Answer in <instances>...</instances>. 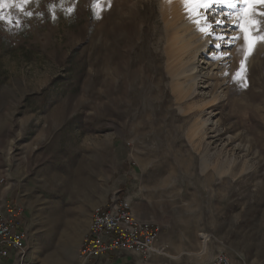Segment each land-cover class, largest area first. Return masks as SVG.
<instances>
[{
    "label": "rangeland",
    "instance_id": "obj_1",
    "mask_svg": "<svg viewBox=\"0 0 264 264\" xmlns=\"http://www.w3.org/2000/svg\"><path fill=\"white\" fill-rule=\"evenodd\" d=\"M192 1L2 9L19 24L0 20V200L20 201L29 236L23 261L0 264H264V75L252 86L247 65L264 50V0ZM141 182L165 253L84 262L74 205L134 202Z\"/></svg>",
    "mask_w": 264,
    "mask_h": 264
},
{
    "label": "built area",
    "instance_id": "obj_2",
    "mask_svg": "<svg viewBox=\"0 0 264 264\" xmlns=\"http://www.w3.org/2000/svg\"><path fill=\"white\" fill-rule=\"evenodd\" d=\"M24 211V206L17 201L0 200V258L25 259L29 235L24 225ZM160 235L158 224L137 215L130 201L116 194L105 205L94 208L89 229L79 246V256L87 262L125 251L149 259L165 253L159 244ZM201 236L209 239L206 234ZM224 262L219 258L216 264Z\"/></svg>",
    "mask_w": 264,
    "mask_h": 264
},
{
    "label": "bare ground",
    "instance_id": "obj_3",
    "mask_svg": "<svg viewBox=\"0 0 264 264\" xmlns=\"http://www.w3.org/2000/svg\"><path fill=\"white\" fill-rule=\"evenodd\" d=\"M171 0H168V2H170ZM172 1H174V3L175 4H177V6H175V4H174V7H179V8H182V7H185L187 4H192L191 3V1L192 0H187V2H185V0H172ZM210 1V0H209ZM217 1V0H216ZM192 2H194V1H192ZM196 3H197V0L195 1ZM200 2V1H199ZM208 2V1H207ZM165 3H167V2H165ZM164 3V4H165ZM172 3V2H171ZM170 3V4H171ZM195 3V4H196ZM203 3V2H202ZM195 4H193L192 6H191V8L195 5ZM172 5V4H171ZM171 5H169V3H168V6L170 7ZM210 5V4H209ZM167 6V5H166ZM167 6V7H168ZM168 7V8H169ZM171 8V7H170ZM173 8V7H172ZM190 8V7H189ZM188 8V9H189ZM173 9H175V8H173ZM177 9V8H176ZM179 10V9H178ZM183 10V9H182ZM185 10H187V9H185ZM188 12H189V10H188ZM179 13V12H178ZM185 12H182L181 14H184ZM174 14V13H173ZM213 14V13H212ZM214 14H216V12L214 11ZM246 14H248L247 12H246ZM250 15V14H249ZM253 15L254 14H252V17H253ZM178 16H179V14H178ZM212 16V15H211ZM260 16V15H259ZM218 17V16H217ZM226 17V16H225ZM212 18V17H211ZM243 19H244V17H242ZM222 19V18H221ZM225 19V18H224ZM227 19V18H226ZM251 19V18H250ZM215 20H216V18H215ZM248 20V19H247ZM221 20H220V17H218L217 18V21L216 22H214V23H216V25H219V26H225V31H227V30H229L230 28L229 27H227V26H230V24L231 23H227V26L226 25H224V23H221L220 22ZM254 21V18H253V20H252V22ZM258 21H260V20H258ZM228 22V21H227ZM233 22H235L234 21V18H233ZM248 22H249V20H248ZM248 22H245V25L246 26H248L247 24H248ZM262 22V21H261ZM198 22H195V24L196 25H199V24H197ZM213 23V25H215ZM250 23V22H249ZM211 25V23H208V24H206V25H204V26H202L201 25V27H204L205 28V31H201L199 28H198V26H197V28L198 29H193V31L191 32V33H193L194 32V34H197L196 36H199V37H206V35L207 34H211V32H213V29H210L209 27H207V25ZM244 24V23H243ZM196 25H194V26H196ZM232 25H233V23H232ZM192 27V26H191ZM200 27V28H201ZM227 27V28H226ZM231 27V26H230ZM190 27H188V29H189ZM193 28V27H192ZM191 28V29H192ZM216 29V28H215ZM250 29V28H249ZM253 30V29H252ZM251 30V31H252ZM211 31V32H210ZM218 31V30H217ZM219 31H220V28H219ZM218 31V32H219ZM222 31H224V30H222ZM230 31V30H229ZM186 32H188V31H186ZM221 32V31H220ZM242 32H240V34H241ZM214 36H213V39H214V37L215 38H217L218 40L220 39V40H222V39H225V34L222 36L220 33H217V34H214V33H212ZM243 34H244V31H243ZM180 35V34H179ZM184 35V34H183ZM182 35V37H183V39L185 38V36H187L188 35V33H187V35H184L183 36ZM189 35H191L190 33H189ZM237 35V34H236ZM195 35L193 36V38H195L196 37ZM246 36V35H245ZM181 37V36H180ZM181 37V38H182ZM191 37V36H190ZM198 37V38H199ZM244 38V37H243ZM262 38V37H261ZM182 39V40H183ZM208 39V38H207ZM245 39V38H244ZM262 39H264V37L262 38ZM261 39V40H262ZM181 40V39H180ZM182 40H181V43H182ZM190 40V39H189ZM195 40V39H194ZM193 40V41H194ZM202 39H200V41H201ZM211 40V39H210ZM215 40V39H214ZM256 40H258V39H256ZM183 41H185V39L183 40ZM188 41V40H187ZM191 41H192V39H191ZM208 41V40H207ZM206 41V42H207ZM247 41H248V44H249V40L247 39ZM246 41V42H247ZM254 41V40H253ZM252 41V42H253ZM189 42V41H188ZM195 42H198L197 40H195ZM245 42V41H244ZM258 42V41H257ZM259 42H262V41H259ZM257 43V44H253L252 46H254L253 48V54L250 56V57H248V61H247V65L250 67L251 66V64H252V61H254V60H256V62H257V66H258V68H257V71H255V72H253V73H250L249 74V77H248V80L250 79V82L252 83V86H253V84H255V85H257V86H259V85H261L262 83H263V75H264V59L262 58L263 57V55H264V50H263V47L262 46H260L259 44L260 43ZM190 43H192V42H190ZM194 43V42H193ZM192 43V44H193ZM254 43V42H253ZM263 43V42H262ZM261 43V44H262ZM191 44V45H192ZM196 44V43H195ZM207 45H208V43H206ZM194 45V44H193ZM192 45V46H193ZM207 45H202V46H200V49L201 48H203V47H206ZM217 45H221V44H218V43H216L215 44V47H218ZM189 46V45H188ZM197 46V45H196ZM241 46V45H240ZM240 46L238 47V49L236 50V52L234 53L235 54V56H236V58H235V56H234V58H233V61L235 62V63H238V62H240V60H241V54H240ZM250 46V45H249ZM184 47V46H183ZM187 47V46H186ZM190 47V46H189ZM196 48V47H195ZM199 48H197L196 50H194L195 51V53H194V56H197L198 55V51L200 50ZM245 52V51H244ZM192 53H193V51H192ZM193 56V55H192ZM244 56V55H243ZM194 57H192V59H193ZM250 59V60H249ZM247 60V59H246ZM222 61V60H221ZM195 66V65H194ZM247 66V67H248ZM215 68H220V66L219 65H215ZM194 70V67H192L191 68V72H190V74H192V75H194V76H192L190 79H191V83L193 84V85H196V83H197V78H198V76L196 75V72H194L193 71ZM209 76V75H208ZM208 87V86H207ZM214 95H216V94H214ZM250 95H251V93H250ZM257 95V94H256ZM247 97H249V96H247ZM255 97V96H254ZM258 97V96H257ZM245 99H247L246 97H245ZM245 99H243V101H245V103H246V100ZM242 104H245V103H243V102H241ZM245 105H247V104H245ZM248 105H250V104H248ZM210 122V119H207V120H205L204 121V123L206 124H208ZM203 123V124H204Z\"/></svg>",
    "mask_w": 264,
    "mask_h": 264
},
{
    "label": "crops",
    "instance_id": "obj_4",
    "mask_svg": "<svg viewBox=\"0 0 264 264\" xmlns=\"http://www.w3.org/2000/svg\"><path fill=\"white\" fill-rule=\"evenodd\" d=\"M140 187L138 189V198L133 202L132 199H129L128 197H126L132 205V208L134 209V211L137 213V215H139L142 218H146V219H150L154 221V218L152 215L147 214L145 212V210L142 209L143 205H145L148 202V199H143L144 194L142 193V188H143V183H139ZM16 201V200H15ZM17 202L20 203V201L17 200ZM93 206L90 203L89 205L87 204H78V205H74L73 211H75L76 213H78L77 215L74 216V218L78 221H83L84 227H85V232L84 234L87 232V230L89 229L90 223H91V218H92V213H93ZM26 217V216H25ZM155 222V221H154ZM156 224H158L157 222H155ZM27 224V221L25 220V224ZM159 225V224H158ZM26 227V226H25ZM83 234V236H84ZM11 258V257H8ZM17 261V259H16Z\"/></svg>",
    "mask_w": 264,
    "mask_h": 264
},
{
    "label": "snow or ice",
    "instance_id": "obj_5",
    "mask_svg": "<svg viewBox=\"0 0 264 264\" xmlns=\"http://www.w3.org/2000/svg\"><path fill=\"white\" fill-rule=\"evenodd\" d=\"M29 0H0V20L4 21L6 24L8 25H12V24H19V20L18 19H13V17L11 15H5L2 11V9L4 7H16L18 9H20L21 11H23V4L28 3ZM185 2H187V0H185ZM219 2H227V0H219ZM229 7H232V4L229 3L228 5ZM92 7L94 9H98L99 8V0H95V2L93 3ZM69 12L72 11V9H68ZM26 15H31L30 12L25 13ZM207 27H211V25H207ZM201 31H205L204 27L200 28ZM246 40L248 39L247 35H246ZM250 50V49H249ZM241 67L243 68V62ZM238 76L240 75V73L237 74Z\"/></svg>",
    "mask_w": 264,
    "mask_h": 264
}]
</instances>
